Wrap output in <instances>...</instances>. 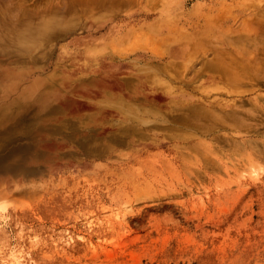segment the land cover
<instances>
[{"label": "rangeland", "instance_id": "374dc122", "mask_svg": "<svg viewBox=\"0 0 264 264\" xmlns=\"http://www.w3.org/2000/svg\"><path fill=\"white\" fill-rule=\"evenodd\" d=\"M51 1L11 0L37 15ZM148 1L96 5L77 30L0 60V114H24L0 133V264H264V157L189 164L183 152L210 140L142 111L217 94L205 71L159 70L175 61L165 36L247 35L264 58V0ZM256 87L243 88L264 96V79Z\"/></svg>", "mask_w": 264, "mask_h": 264}, {"label": "bare ground", "instance_id": "6f19581e", "mask_svg": "<svg viewBox=\"0 0 264 264\" xmlns=\"http://www.w3.org/2000/svg\"><path fill=\"white\" fill-rule=\"evenodd\" d=\"M129 1L130 0H59L58 6L49 7L47 11L45 10L44 14L37 15L27 10L25 6L27 11H20L17 4L15 2L12 4L11 0H0V60H11L13 49L17 47V45L20 46V43L27 42L29 47H33L42 43V41L46 42L54 37H58L57 35H59L61 31L77 30L81 19L84 16L92 14V9L95 8L96 5V7L102 6L103 10L106 9L110 11L115 9L116 6L125 4ZM258 2L257 0V3ZM131 4L133 3L131 2ZM37 9L38 8H36V10ZM22 13L24 15L28 13L34 16H22ZM87 24H89V22ZM145 33L147 34V32ZM217 33L215 34L209 32V30L208 32L203 30L193 35L177 33L176 35L165 36L162 39L164 48L166 47L167 50L172 51L176 47L172 54L173 60L175 61L170 62L171 64L168 66L158 65L161 66L159 70L169 72L176 79L187 78L190 74L198 76L205 71L208 73V80L212 83H216V86L214 85L212 90L216 91L217 94L214 96L210 95L207 99L205 98L206 96L193 98L189 93V95H185L188 100H192L190 104H185L187 108H189L188 111L184 109V111L175 114H161L163 112L160 113L153 105H151L150 109L147 106L142 109V111H147L145 113L150 114L151 112L153 115L161 116L156 120H164L166 126L177 133L181 130L184 131L189 127H193L191 131L195 128V136H199L197 139L205 137L210 140L209 145H195L191 147L192 150L190 153L188 151L183 152V160L185 159L189 164L190 162L200 159H202V162H204L203 160H207L211 163L213 155L220 153L224 154L225 151H229L231 155L248 152L250 155L264 157V96L254 92L253 89L244 90L245 87L257 88L256 86L260 85L264 79V58H260L257 47L259 41L247 35L221 36ZM156 39L157 38L151 40ZM143 44H145V42ZM157 48L158 47H156V49ZM208 48L211 50L207 51ZM156 49H154V51ZM159 49L161 48L159 47ZM250 50L253 51L252 56L255 57V59L251 57L249 53ZM151 68L152 67H150V69ZM150 74V81L152 82L156 74H154L153 71ZM164 80L162 86L165 87V89L171 90L172 88L167 85ZM184 84L186 83L184 82ZM143 85H145V83H143ZM124 89L126 88L124 87ZM127 108L131 113H134V115L138 113L139 107L137 109L135 105H127ZM124 111L128 112L127 110ZM8 112L6 110L0 114L2 118L7 120H1L4 124H2L0 128V133L4 132V136H6L9 131L15 129L24 119L23 112L15 114ZM188 142L190 141H187V143ZM201 142H203V140H201ZM206 164L208 165V163ZM189 169L190 168H188V170Z\"/></svg>", "mask_w": 264, "mask_h": 264}]
</instances>
